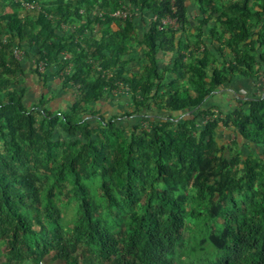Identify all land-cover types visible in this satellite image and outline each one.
<instances>
[{
  "label": "trees",
  "instance_id": "16d2710c",
  "mask_svg": "<svg viewBox=\"0 0 264 264\" xmlns=\"http://www.w3.org/2000/svg\"><path fill=\"white\" fill-rule=\"evenodd\" d=\"M22 1L36 2L38 7L31 10L37 14L33 22L19 13L2 18L10 38L0 39V54L10 47L15 37L26 38L46 67L53 62L58 65L55 73L33 71L43 86L53 82V77L62 89L71 88L74 93L65 110L52 109V95L41 94L34 104L42 115L40 125L44 127L46 146L54 148L62 144L51 140L54 129L61 126L67 134L79 133L85 139L84 146L93 156L91 162L102 174L111 171L122 175L120 198L113 195L111 180L102 178L97 187L107 206L122 211L124 224L113 231L100 211L78 170L80 151L77 148L60 157L45 150L41 159L45 171L41 176L27 165L25 146L35 135L36 118L28 108L31 99L25 88H11L21 80L25 70V61L17 60L12 54L0 66V240L7 259L11 264H21L24 260L38 262L54 252V258L69 260L83 239L93 247L98 264H174L186 216L185 196L178 191L179 187L190 182L189 169L193 168V162L200 161L203 151L216 157L212 138L215 122L207 119L195 137L192 133L196 115L192 111L197 106H205L211 93L228 86L233 74L250 76L252 62L264 71V0H238L233 6V15L226 16L224 21L231 36L227 42L235 54L233 61L226 62L223 57L220 67L212 66L216 59L205 42L204 51L197 58L194 46L178 35L185 21L188 0H181L176 11L171 9L169 0H54L49 6L43 0H0V10L4 3L23 8ZM125 1L155 16L142 33L146 65L130 77L125 76L127 62L123 57L129 53L127 34L135 19H115L107 14L100 18L94 14L101 10L109 13ZM168 15L176 17L179 29L160 27L161 19ZM93 21L102 29L89 38L83 37ZM206 22L204 18L202 23ZM61 23L79 25L75 32L60 34ZM112 23H117L118 28L113 30ZM238 44L248 48L239 51ZM220 45L214 51L222 53ZM63 52H68L69 58L61 57ZM165 56H170L167 62ZM67 66L71 69L67 70ZM61 69L66 70L64 78L58 75ZM188 74L193 75L192 79L197 78L191 81L195 96L189 89L178 88ZM118 82L130 84L133 106L127 110L115 106L106 119L99 115L102 108L98 105H102L103 94L116 89ZM112 105L111 100L105 104L106 108ZM91 106L99 108L91 111ZM213 106L224 115V122L235 137L244 144L250 142L262 147L264 157V96L235 100V105L227 111L217 104ZM142 111L149 112L147 117L160 126L151 127L147 133L141 132L138 124H132L129 141L117 147L110 160L112 136L118 138L124 130L116 118L143 116ZM181 113L188 115L181 117V122L176 121ZM92 114L100 119L98 126L107 127L105 132L102 130L105 140L94 136L91 123L82 122L81 115ZM170 125L175 126L177 135L167 130ZM240 160L246 182H239V178L235 185L251 191L248 206L251 214L243 213L234 198L230 199V209H219L224 220L222 252L212 264H264V165L257 173L247 160ZM236 161L224 159L214 173V180L206 173H199L194 185L210 199L216 191H229L228 185L234 182L229 172ZM66 179L72 183L80 210L79 221L74 224L68 241L55 200V188ZM158 181L166 185L161 191L155 187ZM138 205L139 211H135Z\"/></svg>",
  "mask_w": 264,
  "mask_h": 264
},
{
  "label": "rangeland",
  "instance_id": "374dc122",
  "mask_svg": "<svg viewBox=\"0 0 264 264\" xmlns=\"http://www.w3.org/2000/svg\"><path fill=\"white\" fill-rule=\"evenodd\" d=\"M53 1L54 0H43L47 6H49V3ZM236 2H238V0H202V2L197 0H188L185 2V21L182 30H179L178 35H182L183 38L188 40L191 46H194L195 50H197L195 53L197 58L201 57L202 52L204 51L203 42H205L208 45V49L211 51L213 50V56L216 59L214 65L212 66L220 67V62L223 57L226 58V62L233 61L235 51H232L231 47L228 46L227 41H230L231 36L230 30L227 28V24L224 20L226 19L227 15H233V6ZM181 3V0H174V5L176 6H180ZM2 6L3 7L0 10V31L2 32L0 39L3 41H8L10 38V36L5 32V22L2 19L6 14L19 13L28 22H33L35 15L37 14L36 11L27 10L21 7H13L8 3H4ZM140 11L141 15L133 20V28L127 34L129 53L123 57L127 62L125 74L127 77H130V75L133 73L141 71L146 65V59L143 51L144 48L141 44V40L143 29L148 23L153 21V14L145 9ZM204 18L207 19L206 24L202 23ZM123 24L124 23L122 22V25ZM78 25L79 23H68L64 29L61 28V30H58V28L57 30L60 34L65 31L75 32ZM165 27H170L173 29L180 28L177 22H167ZM111 28L113 30L117 29L118 24L112 23ZM101 29L102 26H99L96 21H93V23L90 24L82 36L87 37L88 35L89 38L91 34H98ZM220 42H222L221 45ZM219 45L221 47L222 53H218V51H214L213 49ZM13 46H19V48L27 51V57L25 60L26 68L21 80L12 85L11 88L15 87L20 89L24 87L26 90L25 82H27L29 75L33 73L34 70H37L33 65V60L43 63H45V61L41 59L38 60V56L34 54V47L30 45L29 39H19V37H15L11 40L10 47L7 50H4L3 54H0V66L3 60L8 61L10 59L11 55L13 54ZM236 48L239 51H242L246 50L248 47H245L244 44H238L236 45ZM254 52L255 51H250L251 54H254ZM190 61L193 62V58H191ZM257 66V63H251L250 77H254V80L259 84L256 89H259H251V94L248 93L246 96H261V92L264 90V82H261V84L259 83L262 79L264 80V71L258 70ZM45 69L49 73H55L56 70H58V65L53 62L49 65V67L45 66ZM66 74L67 73L65 69H61L58 72L60 78H64ZM237 75L239 74L235 73L230 76V82L228 83V86L231 88L233 77ZM195 77L192 79L193 75L188 74L187 78L179 83L178 88L181 90L185 88L189 89L191 95L195 96L196 90L194 85L191 83L192 80H197ZM208 82L209 79L206 80V84H208ZM51 86V82H47L44 86H41V92L44 94V96H46L45 93L51 90ZM255 86L256 83L254 87ZM64 90L70 94H73L71 93V88H65ZM224 92L225 91L221 89V91H215L211 93L212 96L207 98L208 102H206L205 106H197L192 111L193 114L196 115V118L194 119L195 130L192 133L195 137H198V134L202 130V127L207 119L215 122L216 125L213 130L212 138L215 147L213 154L216 157L212 158L207 153H204L205 151H203L200 161L193 162V168L189 169L191 175L190 182L187 183L185 187H179L180 189L178 191L185 196L186 216L181 238L177 243L174 264H212L217 259V257L221 255V239L224 220L223 216L219 213V209H230L232 206L230 201L231 198L236 200L243 213H246L247 215L251 214L248 208L251 191L248 189H240L235 185V182L238 181L239 178V182H246V180L242 177L243 162L240 160L242 158L247 160L248 163L253 166V170L255 172L258 173L261 171V168L264 165L262 147L250 142L244 144L242 139L235 137V135L229 129V126H227V123L224 122L225 117L218 111L219 108L210 105V98H213L216 93L220 95ZM101 99L102 105L100 104L98 106H100L102 110H100L99 115H102L106 119H108L109 114H111L107 111L105 106L108 100H111L112 103L117 104V106H120L124 110L130 109L133 106L132 92L129 83L118 82V87L105 92ZM231 99H233V96ZM66 100V103L55 105L53 103L55 107L52 106V109H67L70 106L72 100L71 98ZM30 102L31 103H27L28 108L35 115L36 125L35 135L33 136L32 141L27 143L25 146L27 151V156H25L27 165L32 169L37 170V172L39 171V175L41 176V174L45 171L41 162L43 152L45 150L49 149L55 156L60 157L64 152L77 148L80 151V156L77 160L78 170L85 180V183L88 185L91 194L98 202L100 211H102V214L109 220L113 231L123 227L124 223L122 219V211L117 210V208L114 206H107L102 196V191L97 187L102 178L105 180H111L113 195L116 198H120L122 193L119 187L123 182V176H117L111 171H108L106 174H102V172L98 170V167L93 165L91 162L93 156L88 151L86 146H84L85 139H83L79 133L76 135L67 134L61 126H57L54 129L51 140H57L62 142V144L54 148H48L43 135L44 127L40 125L42 121L40 109L34 107V104L37 103V101L31 100ZM98 106H91L89 109L91 111H96L99 108ZM241 106L246 108L244 103H242ZM204 107L208 108L204 110ZM142 112L143 116L120 115L118 118H116V120H118V124L122 125L124 130L118 138H114L112 136L113 144L109 148L110 160H112L114 150L117 147L120 148L125 144V142L129 141L131 130L130 126L132 124H138L139 130H141V132L145 131L147 133L150 132L151 127L160 126L159 122L155 123L152 121V119L147 117L149 116V112ZM187 115L188 113H181L180 116L176 117V121L181 122V117L184 118ZM81 117L82 122L91 123V125L95 128L94 136H98L99 138L105 140L104 134L102 133L106 131L107 127L104 126L101 128L98 126L101 122L100 119L97 118V114H92L89 116L81 115ZM158 118L159 117H156V119ZM102 130L104 132H102ZM167 130L177 135L174 125H170ZM232 158H235L237 161L234 162L229 172L234 178V182L228 185L230 187L229 191L227 190L223 193L216 191L215 196L210 199L205 192L199 191L197 189V187L194 185V181L199 173H206L212 178V180H214L216 177L214 173H216L217 168L223 164V160H230ZM137 164L138 163H136V165ZM165 186L166 185L162 181H158L155 184V187L158 191H161V189ZM176 192L177 191H175V193ZM55 200L58 207L60 208L64 237L67 241L71 240L70 234L73 232L74 224L79 221L80 210L79 200L69 179L61 182L60 185L55 188ZM134 210L139 211V205ZM53 254L54 252H50L38 262L24 260L21 262V264H98L93 247L88 245L83 239L77 243L76 250L73 253L74 257L70 258L69 260L54 258ZM0 264H11L4 253V244L2 240H0Z\"/></svg>",
  "mask_w": 264,
  "mask_h": 264
},
{
  "label": "crops",
  "instance_id": "0c3cea01",
  "mask_svg": "<svg viewBox=\"0 0 264 264\" xmlns=\"http://www.w3.org/2000/svg\"><path fill=\"white\" fill-rule=\"evenodd\" d=\"M169 58L170 56H165V59H166L165 62H167ZM52 80L54 81L51 82L52 84L51 90L45 93V95L54 96V98L52 99L50 103L51 106H54L55 104L66 103L67 102L66 99H69V98H71V100L73 99V96H74L73 90L71 92L73 94H70L69 92H67L66 90L60 87V84L58 83L59 81L56 78L53 79L52 77ZM261 82L263 83L264 80L262 79L259 83L261 84ZM25 83H26L27 96L31 100L37 101L40 98L41 94H43L41 92V86H43L42 82L39 81L38 77L35 74L31 73L27 79V82ZM255 83H256V86L254 87ZM258 85L259 84L254 80L253 76L250 77V76H244V75L239 74L233 77L232 88L230 86L223 87L222 90L225 92L220 95L216 93L215 96H213V98H210L211 101L209 103L210 105L217 104L226 111L230 110L232 106L235 105V100H245L248 97L246 95H248V93L251 94L250 90L256 89ZM258 89L259 88H257L256 90ZM219 91H221V89ZM261 94H262L261 96H264V90L261 92ZM232 96H233V99H231ZM249 96H252V95H249ZM112 104H113L112 107H108L110 104L107 103L108 106L106 109L108 112H110L111 110L115 108V106H117V104H114V103ZM118 108L123 109L120 106H118Z\"/></svg>",
  "mask_w": 264,
  "mask_h": 264
},
{
  "label": "built area",
  "instance_id": "2783aa9c",
  "mask_svg": "<svg viewBox=\"0 0 264 264\" xmlns=\"http://www.w3.org/2000/svg\"><path fill=\"white\" fill-rule=\"evenodd\" d=\"M170 5H171V9L173 11H176L177 6L174 5V0H169ZM22 7L24 9L27 10H31L34 9L36 7H38V4L36 2H25L22 1L21 2ZM94 14H96L97 16H99L100 18H103L105 14L109 15L112 18L115 19H121V20H126V19H135L138 18L141 15V11L138 9L137 6L131 4L130 2H122L117 8H115L114 10L110 11L109 13H107L106 11H95ZM155 19V16L153 15V20ZM167 22H171V23H175L177 21L176 17L173 16H166L164 18L161 19V24L162 26H160L161 28L165 25ZM66 27L65 24L61 23V28L64 29ZM13 55L14 57L23 62L26 60V55H25V51L22 48H19V46H13ZM70 54L68 52H63L62 53V57L64 59L69 58ZM33 65L34 67H36V69L40 72V73H44L46 71L45 69V63L40 62V61H34L33 60ZM71 67L67 66V70H70Z\"/></svg>",
  "mask_w": 264,
  "mask_h": 264
}]
</instances>
